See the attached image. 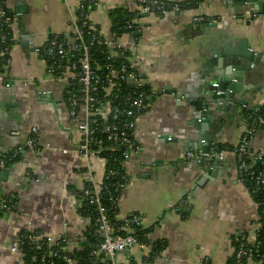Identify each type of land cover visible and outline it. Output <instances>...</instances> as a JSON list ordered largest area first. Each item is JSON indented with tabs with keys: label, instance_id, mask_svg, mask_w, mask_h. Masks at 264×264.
Returning <instances> with one entry per match:
<instances>
[{
	"label": "crops",
	"instance_id": "obj_1",
	"mask_svg": "<svg viewBox=\"0 0 264 264\" xmlns=\"http://www.w3.org/2000/svg\"><path fill=\"white\" fill-rule=\"evenodd\" d=\"M165 1L192 7L138 18L133 15L137 6L132 0H99L88 14L106 38L111 32L110 9L121 10L124 19L140 25L133 36L139 38L143 79L157 92L137 120L134 138L140 151L124 164L128 183L118 200V217L141 216L140 227L150 244L159 246V254L155 261H146L148 251L134 247L118 256L116 263L200 264L207 259L211 264H228L236 233L254 239L257 207L237 179L233 153L211 167L210 174L205 169L207 161L200 165L198 160H185L184 155L197 150V141L236 146L247 129L243 120L257 107H264V9L258 3L238 0ZM81 2L6 0L15 17L10 62L0 79V153L22 147L32 128L38 137L37 148H24L19 162L0 169V196L13 194L18 199L17 212L0 218V264H22L20 253L8 250L21 232L50 237L65 233L75 241L89 225L87 218L74 212L87 173L71 143L79 135L66 130L70 119L62 90L48 79L44 61L35 52L52 36H70ZM199 16L205 22L192 23ZM117 40L131 41L129 34ZM240 47L256 58L242 84L240 101L247 103L242 117L217 113L209 120L214 132L207 131L202 142L190 103L216 83L219 59ZM64 149L69 153H62ZM248 149L264 151V130L255 133ZM89 172L99 184L103 160L93 159Z\"/></svg>",
	"mask_w": 264,
	"mask_h": 264
},
{
	"label": "built area",
	"instance_id": "obj_2",
	"mask_svg": "<svg viewBox=\"0 0 264 264\" xmlns=\"http://www.w3.org/2000/svg\"><path fill=\"white\" fill-rule=\"evenodd\" d=\"M132 1L137 6L133 13L134 17L179 11L177 4H170L165 0ZM98 2L99 0H82L77 7L70 36H52L35 52L44 61L48 79L62 90L63 103L70 119L66 130L79 135L78 139L73 137L71 143L75 147L74 152L85 162L87 173L80 189L79 205L74 212L80 216L79 209L87 204L94 205L98 213L93 225V234H98L101 242L91 252V256L100 258L101 264H118L116 263L118 256L125 255L137 247L148 251L146 261L152 258L155 261L157 257L151 256L148 239L146 242L140 240L134 231L136 227L141 226V216L133 215L121 219L117 215L116 221L119 224H111L100 202V194L105 189L102 187L103 180L105 182L109 179L117 180L114 192H119L120 195L126 189L128 177L124 164L140 151L134 138L137 120L150 107L157 92L149 89L142 78L140 63L143 66L144 62L138 53L139 38L133 36L140 25L134 23L132 19H125L122 34H129L130 42L117 40L120 35L113 31L110 32V38L104 37L99 27L89 20V13L86 10L94 9ZM6 8V0H0V44L4 47L0 51V73L10 62V59L4 57L9 48L6 44L9 33L4 30L11 27L15 17L8 14ZM203 22L205 20L202 16L192 19V23L195 24ZM2 74L0 79H3ZM261 126L264 127V119L254 120L232 150L226 146L218 148L211 145L205 149L188 151L184 155L185 160L223 162L227 153H233L239 183L255 206L262 207L260 211L262 220L256 222L254 239H249L244 232L235 234L236 247L230 264H246L248 261L262 264L257 259L261 255L264 259V250L263 254L260 251L262 242L257 238L259 230L264 226V201L257 203L254 200L259 192L264 191V151L253 153L248 149V143ZM37 137V129L32 128L25 144L14 149L9 159L14 158L24 148H37ZM61 152L69 153L67 149ZM99 153H102L103 157H99ZM4 158V156L0 158V169L5 168ZM93 159H101L104 162V174L99 184L93 181V175L89 172ZM111 160L114 163L112 168L109 167ZM118 200L119 197L110 198L111 206H118ZM17 204L18 199L13 194L0 196V216L17 212ZM87 219L90 226V218ZM28 232L24 231L8 250L21 255L23 248H26L32 252L31 264H46V257H56L63 264H75V258L72 259L68 254L73 250L71 248L73 243L88 241L82 234L72 241L65 233L50 237L41 232ZM49 246L55 248L53 253L46 251L47 254L36 256L44 248L48 250ZM200 264L211 263L204 259Z\"/></svg>",
	"mask_w": 264,
	"mask_h": 264
},
{
	"label": "trees",
	"instance_id": "obj_3",
	"mask_svg": "<svg viewBox=\"0 0 264 264\" xmlns=\"http://www.w3.org/2000/svg\"><path fill=\"white\" fill-rule=\"evenodd\" d=\"M179 6V10L181 9H185V8H189L192 7L191 4H184V3H179L177 4ZM194 6V5H193ZM8 14L10 13L12 17H14V13H12L11 11H9L6 8ZM88 13H90L92 9H86ZM108 18H109V22H110V31L112 32H117L119 35L122 34V28L125 24V19H124V15L121 12V10L119 9H113V10H109L108 11ZM127 18V17H126ZM4 31L8 32L9 35L7 36V45H8V53L4 56L6 59H10L9 53L11 50V45L13 44V38H12V32H11V27L6 28ZM3 45L0 44V51L1 49H3ZM1 58V57H0ZM5 70H2L0 75L2 73H4ZM4 79V78H3ZM258 120V119H264V107H257L254 111L253 116L250 118L249 122L247 123V127H249L251 125V123L254 120ZM260 130H264V127H259ZM218 148L224 147V146H218L215 145ZM229 150H232L234 147H228L226 146ZM12 151L7 152V153H0V158H2L3 156L4 161H5V168L9 167L10 165L19 162L21 159V152L18 153V155H16L14 158L9 159V157H11L12 155ZM114 158H116L114 156ZM111 166L109 167H113L114 163L112 162V160L110 161ZM116 165V164H115ZM257 167V166H256ZM258 167H260V165H258ZM107 170H108V166H107ZM119 181V180H118ZM117 182V180L114 179H109L107 182H105L103 180L102 182V187H105V189L101 192L100 194V202L101 205L103 206L104 210H105V214L107 216V219L109 220V222L111 224H119V222L116 221L117 215H118V206H111V201L110 198H120V193H115V183ZM255 202L257 203H261L264 201V191H261L258 193V196L256 198H254ZM261 206L259 205L257 207V213H258V220H262L260 217V211H261ZM80 211V216L85 217V218H90V226H88L83 232L82 235H84L88 241L87 242H83V243H78L77 246H75L73 248V250L68 253L70 255V257L73 259L75 258L76 263L75 264H101L99 259L100 258H96V257H92L91 256V252L98 246V244L101 242V237L97 234H93V225L95 224V220L98 217V213L96 212V209L94 207V205H87L85 204L82 208L79 209ZM2 216H0L1 218ZM136 232V234L138 235V238L140 240H144L145 242L147 241V236H146V232L144 230L141 229V227H136V229L134 230ZM35 231H31L30 233H34ZM29 233V232H28ZM24 234V232H21L19 234V236H22ZM26 234V233H25ZM258 240H260L262 242V248L260 249L261 253L264 250V226L261 227V229L259 230L258 236H257ZM235 239V238H234ZM149 241V240H148ZM235 242V247H236V241ZM150 243V241H149ZM151 245V244H150ZM159 246L158 245H151V256L154 255V257H158L157 252H159ZM55 250V248L53 246H49L48 250L47 249H43L41 252L37 253V257L40 256V254L46 253V251H50L53 253V251ZM37 252V251H36ZM156 252V253H155ZM263 254V253H262ZM21 256H22V264H31V256H32V252H30L29 250H27L26 248H23V250L21 251ZM233 256L232 258L229 260L228 264H230L232 262ZM257 260L261 261L262 264L264 263V259H263V255H261V257H259ZM46 264H49L50 262H52V264H63V262L59 259H57L56 257H46ZM147 261H153L151 259H148ZM33 264H39V263H33ZM128 264H134V262H130Z\"/></svg>",
	"mask_w": 264,
	"mask_h": 264
},
{
	"label": "water",
	"instance_id": "obj_4",
	"mask_svg": "<svg viewBox=\"0 0 264 264\" xmlns=\"http://www.w3.org/2000/svg\"><path fill=\"white\" fill-rule=\"evenodd\" d=\"M234 1V0H233ZM241 4H260L263 5L264 0H238ZM230 3H232L230 1ZM264 11V10H263ZM149 15H138V18L148 17ZM246 49H248L246 47ZM249 50V49H248ZM256 58L250 51L244 50L243 48H238L236 53L226 52L218 62V72L220 73L216 79V83L208 85L205 94L202 97L195 99V101L190 103L195 109V119L198 121L200 141L205 140V133L209 131L211 134L214 130L209 129V120L211 117L215 116L217 113L225 112L226 114L231 113L236 118L241 119V110L247 104L245 101L241 103L240 99L244 94L243 81L245 74L250 73L251 67L254 64ZM144 78V74L142 75ZM147 85V83H146ZM239 104V108L236 110L234 106ZM230 114V115H231ZM252 113L249 119L243 120V123L247 125L250 118L253 116ZM198 138H196L197 141ZM197 143V149L208 147L207 145H201ZM203 148V149H204ZM93 149H96L93 147ZM99 157H103L102 153L98 154ZM205 163V169L207 173H211V167L217 166L220 162L215 160H210ZM202 165V162H200ZM209 168V169H208ZM4 175V174H3ZM2 175V176H3Z\"/></svg>",
	"mask_w": 264,
	"mask_h": 264
}]
</instances>
